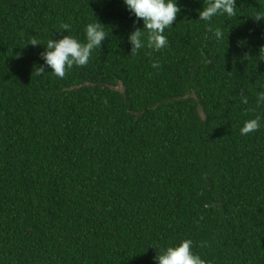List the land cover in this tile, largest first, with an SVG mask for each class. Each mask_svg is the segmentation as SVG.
Here are the masks:
<instances>
[{
  "label": "trees",
  "instance_id": "1",
  "mask_svg": "<svg viewBox=\"0 0 264 264\" xmlns=\"http://www.w3.org/2000/svg\"><path fill=\"white\" fill-rule=\"evenodd\" d=\"M210 2L178 0L167 47L145 33L131 54L123 0H0V264H155L188 239L208 264H264V0L200 21ZM93 22L86 66L34 74Z\"/></svg>",
  "mask_w": 264,
  "mask_h": 264
},
{
  "label": "clouds",
  "instance_id": "2",
  "mask_svg": "<svg viewBox=\"0 0 264 264\" xmlns=\"http://www.w3.org/2000/svg\"><path fill=\"white\" fill-rule=\"evenodd\" d=\"M127 10L136 18L134 24L143 22V28H137L129 36L132 47V53L135 54L141 48L145 47L143 39L147 35V47L153 51H160L167 47L168 40L165 36V30L172 28L178 13L181 11L178 6V0H123ZM236 0H211L208 6L203 7L199 12L200 21L208 22L213 17L228 16L235 14ZM69 25L62 26L63 31H69ZM105 26L100 22L89 23L85 27V41L82 42L72 35H63L61 39H49L44 51L41 53V59L44 64L39 66L35 75L45 74V68H51V74L57 78H64L66 73L74 67L86 66L91 58L94 49L101 48L103 42L107 39ZM213 32L217 41L223 39L222 29L209 28ZM61 32V33H62ZM27 45L33 47L40 46L41 43L35 37L31 38ZM242 103H248L246 96H241ZM258 102H264V92L259 94ZM262 127L259 117L248 120L240 129L241 135H248L258 131ZM155 264H208L200 255L193 251V242L188 239L178 245L169 246L163 251L159 250L158 255L154 257Z\"/></svg>",
  "mask_w": 264,
  "mask_h": 264
}]
</instances>
